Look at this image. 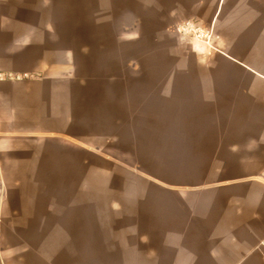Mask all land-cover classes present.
Instances as JSON below:
<instances>
[{"label": "crops", "instance_id": "obj_1", "mask_svg": "<svg viewBox=\"0 0 264 264\" xmlns=\"http://www.w3.org/2000/svg\"><path fill=\"white\" fill-rule=\"evenodd\" d=\"M96 2L0 0V264H264V0H171L163 84Z\"/></svg>", "mask_w": 264, "mask_h": 264}, {"label": "rangeland", "instance_id": "obj_2", "mask_svg": "<svg viewBox=\"0 0 264 264\" xmlns=\"http://www.w3.org/2000/svg\"><path fill=\"white\" fill-rule=\"evenodd\" d=\"M100 4L95 3L92 19L108 22L110 28L106 32L112 37L121 31L130 33L136 25L143 36L138 54L134 50L128 51V68L159 70L160 76L156 80L163 84L168 83V78L163 76L168 70L186 67L183 63L185 54L180 46L194 47L197 39L193 36L180 39L179 33H172L171 0H101ZM178 37L183 42L181 45ZM118 61L119 58L113 56L111 68L118 67ZM66 179L70 178L65 176Z\"/></svg>", "mask_w": 264, "mask_h": 264}, {"label": "built area", "instance_id": "obj_3", "mask_svg": "<svg viewBox=\"0 0 264 264\" xmlns=\"http://www.w3.org/2000/svg\"><path fill=\"white\" fill-rule=\"evenodd\" d=\"M178 33L182 37H192L197 40H201L206 45L214 48L213 31L203 28L198 22L194 20H188L181 23L177 28Z\"/></svg>", "mask_w": 264, "mask_h": 264}, {"label": "bare ground", "instance_id": "obj_4", "mask_svg": "<svg viewBox=\"0 0 264 264\" xmlns=\"http://www.w3.org/2000/svg\"><path fill=\"white\" fill-rule=\"evenodd\" d=\"M197 42L203 43L201 40H197ZM203 44H205V43H203ZM205 45H206V44H205Z\"/></svg>", "mask_w": 264, "mask_h": 264}]
</instances>
